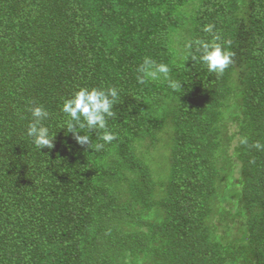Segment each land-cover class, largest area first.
Returning <instances> with one entry per match:
<instances>
[{
    "label": "trees",
    "instance_id": "obj_1",
    "mask_svg": "<svg viewBox=\"0 0 264 264\" xmlns=\"http://www.w3.org/2000/svg\"><path fill=\"white\" fill-rule=\"evenodd\" d=\"M209 23L222 75L185 48ZM146 56L181 89L138 83ZM110 86L96 151L61 105ZM35 104L52 148L26 135ZM0 264H264V0H0Z\"/></svg>",
    "mask_w": 264,
    "mask_h": 264
},
{
    "label": "clouds",
    "instance_id": "obj_2",
    "mask_svg": "<svg viewBox=\"0 0 264 264\" xmlns=\"http://www.w3.org/2000/svg\"><path fill=\"white\" fill-rule=\"evenodd\" d=\"M214 24L204 25L202 31L210 34V40L193 39L188 41L185 48L193 61L202 63L209 73L222 75L233 63V53L225 48L219 41L218 32L214 31ZM198 52L197 56L192 50ZM171 68L167 63L157 62L151 57H144L137 68V82L146 84L149 81L163 79L173 91L181 89V81L171 75ZM121 102L120 91L116 87H81L71 96L64 98L61 111L65 114L64 125L60 128L72 133L76 142L93 150L91 133L100 132L99 141L94 150L101 151L106 144L117 139V133L109 130L108 118L115 117L114 107ZM32 120L27 125L26 135L39 150L52 148L54 135L44 121L49 119V112L43 106L35 104L28 109ZM87 130V131H85ZM256 148H261L259 143Z\"/></svg>",
    "mask_w": 264,
    "mask_h": 264
},
{
    "label": "rangeland",
    "instance_id": "obj_3",
    "mask_svg": "<svg viewBox=\"0 0 264 264\" xmlns=\"http://www.w3.org/2000/svg\"><path fill=\"white\" fill-rule=\"evenodd\" d=\"M230 133H235V127H233V125L230 127ZM233 146V145H232ZM232 149V148H231ZM162 152L163 151H159L158 153H157V156H155V158L153 159V161L151 162L152 164H153V166L160 172V173H163V171L162 170H164V166H163V155H162ZM231 156H233V153H232V150H231ZM159 157L162 159H160L159 160ZM237 173L236 172H234V175H233V177H235L234 179H232L233 180V182H237L236 181V179H237V175H236Z\"/></svg>",
    "mask_w": 264,
    "mask_h": 264
}]
</instances>
